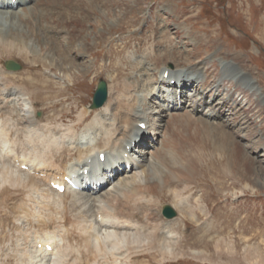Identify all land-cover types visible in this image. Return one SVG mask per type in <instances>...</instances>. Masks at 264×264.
<instances>
[{
	"label": "rangeland",
	"instance_id": "obj_1",
	"mask_svg": "<svg viewBox=\"0 0 264 264\" xmlns=\"http://www.w3.org/2000/svg\"><path fill=\"white\" fill-rule=\"evenodd\" d=\"M43 1L46 0H35L30 22L22 20L24 27L32 32L31 36L23 35L24 40L32 39L29 43L25 42L29 45L28 48L24 47L22 34L19 38L14 35L10 37L7 30L4 34L9 35V38L3 40L5 44L0 41L2 82L10 88L14 85L21 86V90H25V93L36 101L35 106L42 119V126L37 127L38 131L31 133L20 131L21 133L16 135L13 130V122L17 118L16 111L5 115V118H9L8 122L11 121L9 139L14 147L21 153L36 151L44 154L45 158H50L69 141L79 139L93 118L97 116L103 118L106 113L104 109L109 103L114 109L125 95L135 93L133 91L138 83H144L138 79V75L146 74L149 71L148 65L159 69L163 66L167 68L172 62L175 67L182 68H176V71L185 70L188 73L194 68H200L203 73L205 72L201 80L203 89L208 90L214 86L210 89L212 93L209 97L210 100L212 98L216 111H220L219 122L222 123V127L219 130L211 129V124L199 119L195 121L194 108L197 97L191 101L190 106H185L188 99L184 100L182 111L187 110L189 117L185 119L184 126L183 118L173 121L174 130L170 136H173L174 144L170 156L168 155L169 161L171 160V164L174 165L173 162H178L179 156L193 153L202 157V167L193 173L194 182L189 185L188 177L186 181L184 178L180 179L179 182L188 185L187 188L178 185V182H175L173 187H166L169 177L166 172L162 174L161 170L158 172L151 170L145 174L147 180L157 175L164 176L163 188H166L163 191L157 189L159 192L155 194L158 197L156 205L161 210L163 204L170 203L181 212L180 218L186 219V225L182 226L180 231L182 239L180 244H176V253L173 257L161 253L160 250H146L144 253L136 254L131 264H264V136L260 124L257 125L260 119L264 122V103L251 89L244 87V82L248 83V79L251 80L247 76L249 73L264 89V0H166L171 1L174 10L179 11L172 10L173 13L165 14L164 5L155 8L157 6L153 5L155 0H79L82 6L92 10L93 16L86 19V16L70 15L73 0H69L63 8V15L58 19V25L52 21V13L43 14L48 19L44 22L51 32H57L60 24L65 29L68 27L66 35L69 33L70 39L60 43L51 41L46 44L47 47L40 50L39 47L46 42L42 31L38 29L40 20L36 19L39 11L37 3ZM63 1H52L50 3L52 5L45 6L57 7L58 3ZM178 12L182 14L181 21L174 17ZM151 14L154 19L149 18ZM167 17L169 20L166 23ZM118 19L121 20L120 23ZM83 20L85 23H82ZM115 22L118 24L112 25ZM158 23L161 29L154 36L150 24L152 26ZM164 26H169L171 33L175 34L168 33L170 38H163ZM185 26L192 29L191 35L195 32L204 34L189 38L183 34L188 31ZM19 28L13 33L20 32ZM103 28L108 29L107 33ZM135 29L137 33H133ZM121 38L124 39L123 42ZM170 39L172 41H169ZM13 41L14 48L11 46ZM122 44L124 45L121 46ZM139 45L142 49L137 50V53L144 55L149 62H146L144 57L137 59L136 63L141 69L129 63L126 55V52L133 51ZM175 46H185V49L183 48L185 52L180 51V48L173 49ZM45 50L48 55L44 53ZM123 55L127 62L121 70L118 69V63ZM68 56L71 59L66 58ZM159 56L161 58L157 59ZM218 57H227L233 61L226 66L228 74L223 71V65ZM73 58L75 62L72 61ZM135 58L136 56L133 59ZM8 59L21 61L23 69L10 72L5 66ZM204 65L206 68L202 67ZM2 68H5L7 74H4ZM154 68L151 69L157 78L161 73ZM114 69H118V72ZM241 70H245V78L244 74L239 72ZM67 72H70L71 76H67ZM230 75H234L235 78ZM101 78H105L110 84V101L101 110L91 111L89 105ZM156 78L154 77V81L159 84ZM198 83L195 82L191 88L194 87L195 92L202 94L196 88ZM258 84L255 82L253 85L260 92L262 90ZM186 85L190 86L188 83ZM257 90L255 92H258ZM224 92L228 95L225 94L222 98L221 93ZM232 94L236 100L235 108L239 105L237 106L239 112L232 115L230 108L227 109L229 117L225 114L224 118L230 119L232 115V122L230 121L227 131V124L221 120L222 108L226 107L225 104L229 105L227 100ZM204 96L208 99L207 94L204 93ZM151 99L152 97L148 95L145 100V104H148L145 108L149 103L150 106L153 105ZM218 100H221L219 105ZM216 101L218 102L215 103ZM164 109L166 108H161L160 115L155 113L156 107L151 111L148 108L147 112L150 117L153 114L157 115L152 117L157 123L161 115L167 114ZM189 120H192V123H189ZM67 156H70L69 152L64 154L63 164L68 162ZM57 162L58 165L62 163L59 160ZM12 164V161L4 157L0 146V264H45L43 252L36 247L38 240L44 237L39 223L45 229L46 238L48 233L54 232V239L59 240L63 237L62 231L58 229V224H62L60 218L65 225L66 234L72 239V247L76 249L81 247V242L76 240L78 234L75 232L78 229L80 207L72 205L73 195H67L66 199L58 197L51 188L49 189L53 192L45 188L42 180L29 177L27 173L21 174L24 178L20 176L22 182L18 185L16 182L20 177H17L16 182L10 177L15 171ZM179 197L186 198L188 203L195 207L188 215L179 207ZM198 197L201 198L200 204L209 212L204 213L198 209L199 203L196 201ZM65 200L68 204L62 208ZM146 214L148 213L140 212L136 220L139 218L142 223H146L151 217L155 219L151 222L167 221L164 217L161 218V211L159 214L149 213V220H146ZM201 221H205V224L202 225ZM50 226L56 227V230H52ZM74 255L79 256V252L75 251L73 257ZM80 261V264H89L87 259Z\"/></svg>",
	"mask_w": 264,
	"mask_h": 264
},
{
	"label": "bare ground",
	"instance_id": "obj_2",
	"mask_svg": "<svg viewBox=\"0 0 264 264\" xmlns=\"http://www.w3.org/2000/svg\"><path fill=\"white\" fill-rule=\"evenodd\" d=\"M31 12L32 6L26 0H19L17 4H14L12 0H0V41L4 43L7 40L2 33L6 26L10 27V32H12L10 36L19 33H13L16 30L14 27L22 28L20 33H23L24 36H31V30H27L22 24V17L30 16L31 18ZM23 43L24 47L28 48L29 45L25 41ZM7 44L9 45L10 42ZM11 46L14 48V41ZM121 52L124 53V50ZM125 62L127 60L123 55L120 63H118V69L122 70ZM149 66V71L146 74L138 75V79L144 83H138L133 91L135 93L125 95L114 109L108 102L109 104L104 109L106 113L103 118L98 116L93 118L79 139L69 141L53 153L50 158H45L44 154L36 151L21 153L14 147L13 142L9 139L11 121L8 122L9 118H5V115L13 113V110L16 111L17 118L13 122V130H15L16 135L20 131L26 133L30 130L34 131L37 126H41V122L37 118V109L32 97L26 94L25 90H21L19 85H14L11 88L5 86L0 78L2 85L0 87V146L13 154L14 166H11L15 167V171L11 173L10 177L14 178L15 182L17 177L22 176V179L24 178L21 175L22 171H20L22 167L34 168L44 175V180L48 181L58 179L56 175H58L57 170H60L59 167H65V169L70 170L72 175L77 176L80 175L79 170H93L91 174H83L75 179V182L82 186L81 190L74 191L69 188L70 191L68 190L64 194L53 190L55 195L65 199L68 194L73 195L72 205L80 207L78 229L75 232L78 234L76 240L80 241L84 248L75 249L72 247L71 238L66 234L65 225L60 218L62 224H58V229L62 231L63 237L55 240L54 232L47 234V242L45 243L49 245V248L45 244L43 245L44 252L42 250L45 264H80V260L84 259H87L89 264H99L100 262L103 264H131L139 252L146 250H160L161 253L170 257L175 255V246L182 239L180 231L182 226L186 225V219L178 217L162 223L150 222L144 225L137 221L136 217L140 212L159 214L160 210L156 205L158 197L155 195L156 192H159L157 189L163 191L166 187L175 186V182H178V185H184L183 182L179 181L181 178L186 181V177H188L189 185V183L194 182L193 173L202 167V157L195 156L193 153L179 156L178 162H173L174 165L171 164V160L169 161L168 155L174 144L173 136H170L174 130L173 121H179L182 118L185 121L189 117L187 110L182 111L184 109L183 101L187 99V95L184 93L186 89H189L186 83L192 87L195 82L200 81L203 72L200 68L189 70L190 73L185 70L170 71L169 81L162 76L160 81L164 85H160L154 81L155 73L151 69L154 67ZM118 69H114L115 72H118ZM167 70L165 67L164 71ZM69 73L67 72V76H71ZM174 79H176V83L172 87L171 80ZM166 83L168 84L165 85ZM219 86L217 85V87ZM252 86V90H257L256 86ZM179 90L181 93L183 92L181 101L178 99ZM257 91L259 92V90ZM148 95L157 98L155 99V107L159 111L157 110L156 114L160 115L161 108H166L164 111L167 113L159 117L160 123L154 133L155 136H158L157 145L149 151L133 148L130 150L128 145L130 146L134 139L136 140L137 134L143 132L138 124L150 121L147 109L144 108ZM195 96L197 97L194 108L195 121L198 119L205 121L211 124V129L219 130L222 127V123L219 122L220 111H216L213 100L206 99L204 93L200 94L197 91ZM144 144V141L139 142L140 146ZM72 151L76 152L78 157L69 159L66 164H63L64 154L69 152L71 156ZM101 154H105V162L99 161ZM58 160L62 161L60 165H58ZM141 167L143 168L142 171H140ZM151 170L154 172L161 170L162 174L163 172L167 173L169 178H167L168 183L165 188H163L165 183L162 179L164 176L159 177L157 175V177L148 180L143 177V174ZM21 182L20 177L16 183L21 185ZM188 185H184L185 188ZM179 199V207L188 215L194 206L192 207L190 205L192 203H188L186 198L179 197ZM196 201L199 203L198 209L201 212H207V209L200 204L201 198H196ZM67 204L65 200L62 208L66 207ZM194 209L195 207L192 210ZM145 218L148 219L149 215L146 214ZM196 218L198 219V217ZM75 251H78L80 256L74 255V258L72 253ZM111 259H113L112 262Z\"/></svg>",
	"mask_w": 264,
	"mask_h": 264
},
{
	"label": "water",
	"instance_id": "obj_3",
	"mask_svg": "<svg viewBox=\"0 0 264 264\" xmlns=\"http://www.w3.org/2000/svg\"><path fill=\"white\" fill-rule=\"evenodd\" d=\"M9 67L10 68H19V66L14 64V63H10ZM107 97H108L107 83L105 81H101V83H100V85H99V87L95 93V96H94L93 108L101 107L105 103V101L107 100ZM164 212L168 216H174L175 215V211L170 206H166Z\"/></svg>",
	"mask_w": 264,
	"mask_h": 264
}]
</instances>
